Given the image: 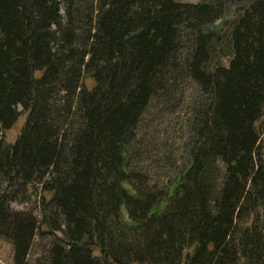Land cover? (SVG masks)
Returning a JSON list of instances; mask_svg holds the SVG:
<instances>
[{
  "label": "trees",
  "instance_id": "obj_1",
  "mask_svg": "<svg viewBox=\"0 0 264 264\" xmlns=\"http://www.w3.org/2000/svg\"><path fill=\"white\" fill-rule=\"evenodd\" d=\"M243 2L227 65L209 69L220 11L207 2L0 0V238L14 264H32L37 236L52 239L37 264H264V0ZM186 75L205 98L186 167L157 191L131 144ZM35 185L40 219L11 206Z\"/></svg>",
  "mask_w": 264,
  "mask_h": 264
},
{
  "label": "rangeland",
  "instance_id": "obj_2",
  "mask_svg": "<svg viewBox=\"0 0 264 264\" xmlns=\"http://www.w3.org/2000/svg\"><path fill=\"white\" fill-rule=\"evenodd\" d=\"M183 4L196 5L207 2L212 7H217L219 17L208 23V31L211 33L210 66L227 65L230 54L224 48L231 27L244 9L243 0H177ZM207 33V32H205ZM188 45L182 48V56L189 55ZM215 47V48H214ZM170 97L154 99L150 102L145 113L135 130V139L131 144V167L138 175L140 182L148 188L157 191L170 190L178 180L180 173L186 167L190 139L192 138V117L194 109L205 95L199 90L191 76H182L174 84ZM203 98V99H204ZM19 111L22 108L19 107ZM24 115V114H22ZM27 116H22L16 124L7 131L5 139L7 143H14L26 121ZM260 131L264 129V117L258 123ZM30 187L25 202H16L11 206L16 211L29 212L38 219L41 217L40 199L38 187ZM51 238L37 236L33 241L30 253V262L37 264L46 256ZM0 264H14V248L11 242L0 238Z\"/></svg>",
  "mask_w": 264,
  "mask_h": 264
}]
</instances>
